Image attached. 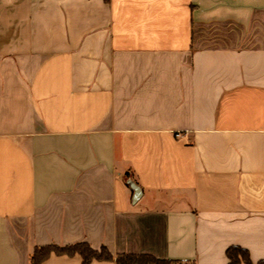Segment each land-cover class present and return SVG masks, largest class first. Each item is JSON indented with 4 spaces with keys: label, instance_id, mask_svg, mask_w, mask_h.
Returning a JSON list of instances; mask_svg holds the SVG:
<instances>
[{
    "label": "crops",
    "instance_id": "1",
    "mask_svg": "<svg viewBox=\"0 0 264 264\" xmlns=\"http://www.w3.org/2000/svg\"><path fill=\"white\" fill-rule=\"evenodd\" d=\"M76 242L264 260V0H0V264Z\"/></svg>",
    "mask_w": 264,
    "mask_h": 264
},
{
    "label": "trees",
    "instance_id": "2",
    "mask_svg": "<svg viewBox=\"0 0 264 264\" xmlns=\"http://www.w3.org/2000/svg\"><path fill=\"white\" fill-rule=\"evenodd\" d=\"M57 255H74L80 254L84 261L83 264H90L93 259L99 260H116L117 264H195L194 262L174 261L170 259L158 258L152 254L141 253H124L114 258V255L106 247L100 250L94 249L87 242H76L68 245L51 244L36 247L31 256L30 264H43V262L52 254ZM228 264H254L250 258L249 251L240 246H231L226 251ZM257 264H264V260Z\"/></svg>",
    "mask_w": 264,
    "mask_h": 264
}]
</instances>
